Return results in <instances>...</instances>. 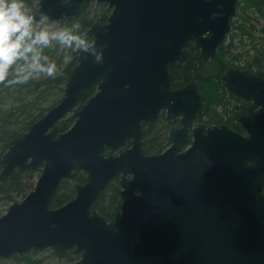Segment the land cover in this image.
<instances>
[{"label":"water","instance_id":"water-1","mask_svg":"<svg viewBox=\"0 0 264 264\" xmlns=\"http://www.w3.org/2000/svg\"><path fill=\"white\" fill-rule=\"evenodd\" d=\"M88 1L113 7L108 24L94 22L83 33L103 48V63L75 52L59 101L1 155L0 180L14 170L41 165L42 171L34 188L0 216V257L50 248L72 249L79 255L74 264H264V76L233 65L221 75L246 134L201 123L190 147L178 152L192 118L203 114L206 96L196 79L171 89L168 73L171 64H186L189 42L201 61L215 55L238 0H38L29 13L55 22L76 15ZM95 84L97 92L85 101ZM161 108L184 116V131L172 130L168 149L145 155L140 121L154 119ZM63 119L73 121L66 130ZM128 138L132 146L114 156ZM77 171L86 173V181L75 184L71 200L52 207L61 181ZM120 173L131 179L120 181L116 225L92 205ZM200 194L217 196V230H208L211 221L204 217L172 223L139 206L155 196L192 202Z\"/></svg>","mask_w":264,"mask_h":264},{"label":"trees","instance_id":"trees-1","mask_svg":"<svg viewBox=\"0 0 264 264\" xmlns=\"http://www.w3.org/2000/svg\"><path fill=\"white\" fill-rule=\"evenodd\" d=\"M24 3L27 8L32 7L30 0H24ZM92 3L98 6V11L90 16L88 7ZM236 7V14L231 21L228 36L218 45L212 58L201 61L198 57V51L194 49L192 42H189L187 45L190 54L186 64L174 63L170 69L171 82L175 87L181 86L191 79L198 81L208 101L203 116H208V120L212 122L226 120L228 123H232L235 118L231 100L221 80V73L227 66L235 65L241 68H249L264 76V1L238 0ZM106 13L107 9L103 3L85 2L76 15L56 22L59 27L79 23L80 34H82L93 23L94 19L104 20ZM244 41L249 46L248 48H243L245 46ZM242 43L243 47L235 51L237 44ZM45 54L58 64L59 71L54 78L30 79L28 83L22 85L0 84V103L4 104V101L7 102L6 99L9 97L13 99V102L7 108L0 109V157L8 149L12 138L26 131L31 123L40 118L59 101L67 78L76 64L75 52L71 49H65L63 52L58 47L45 49ZM68 55L69 60L64 62L65 56ZM8 79H12L11 73ZM54 94H57V96L51 105L46 108L42 107L48 97ZM61 123L64 129L70 125L69 122L64 120ZM165 143H167L166 122L160 120L148 123L145 130V150L147 152L160 150ZM33 172L34 169L28 171L14 170L8 177L0 180V199L5 202L12 201L15 194H22L27 189L31 190L33 188L31 181ZM77 180L83 181L84 175L79 174ZM119 194L120 187L117 180L113 179L106 189L97 196L94 208L105 218H114L118 212ZM73 195V183L63 180L52 197L51 206H60ZM37 252V250L30 249L22 254H13L9 258L14 260L12 264H40L38 260L33 259L31 256ZM51 253L71 260L69 264H74L72 262L73 258L78 257L73 255L72 249L51 251Z\"/></svg>","mask_w":264,"mask_h":264},{"label":"clouds","instance_id":"clouds-1","mask_svg":"<svg viewBox=\"0 0 264 264\" xmlns=\"http://www.w3.org/2000/svg\"><path fill=\"white\" fill-rule=\"evenodd\" d=\"M57 47L103 63V48L89 41L87 34H80L79 23L55 28L44 13L37 21L24 0H0V84L22 85L41 76L54 78L59 67L45 49ZM64 59L67 61V56Z\"/></svg>","mask_w":264,"mask_h":264},{"label":"flooded vegetation","instance_id":"flooded-vegetation-1","mask_svg":"<svg viewBox=\"0 0 264 264\" xmlns=\"http://www.w3.org/2000/svg\"><path fill=\"white\" fill-rule=\"evenodd\" d=\"M88 2H91V1H88ZM94 2H97V1H94ZM100 3H103L105 5V8L107 9L106 17L102 21H99V20L96 19V20L93 21V23L94 22H99L101 24H108L110 22L109 21V16L111 15L113 7H110L107 2H100ZM89 27H87L86 30ZM89 41L92 42V38H89ZM186 47L189 49L188 45H186ZM173 65H174V63L171 64L168 67V73H169V79H170V87H171V89L181 88V87L185 86L190 80L188 82L184 83L181 86H178V87L173 86V84L171 82V77H170V69H171V67ZM230 66H232V65H230ZM233 66H235V65H233ZM227 67H229V66H227ZM236 67H238V66H236ZM239 68H241V67H239ZM244 69H249V68H244ZM221 75H222V73H221ZM198 87H199L200 92L205 94V92L202 91V89L200 88L199 83H198ZM96 92H97V84L93 85L91 87V89L88 91V96L85 99V101H87L89 98L94 96V94ZM205 96H206V94H205ZM229 99L231 100V105H232L231 107L234 109V105L236 103V100L232 99L230 96H229ZM207 102L208 101H207V96H206V106H207ZM76 106H77V104L74 107H76ZM205 110H206V107H205L204 112H203L202 115L194 116L192 118L191 122L188 125V128L186 129V135H187V137L185 138L186 140L184 141V143L182 144V146H181V148L179 149L178 152H183V151H185L186 149H188L190 147V145H191V143L193 141V135H192L193 128L196 127L198 124H201V123H204L206 127H209V126H220V125L224 124V125H226L227 127L231 128L233 130H236V131H238V132H240L242 134H246V131L243 130L241 125L238 123V117H237V115L235 113V110H234L235 118H234L232 123H228L226 120L212 122V121L208 120V116H203L204 113H205ZM72 114H73V112L71 110L69 113L65 114L64 116H71ZM183 117L184 116H182V115L169 116L168 115V109L167 108H161L157 112V114H156L154 119L141 120L140 121V126H141V131H142V139L141 140H142V148H143V151H144L145 155L159 154V153L163 152L164 150L168 149L172 145V141L169 138L171 131L174 130V129H177V131H181V132L184 131L183 123H182ZM63 120L66 121L65 119H63ZM160 120L166 122L167 143H165L164 146L160 150L153 151V152H147L145 150V147H144L146 126H147L148 123H154V122H157V121H160ZM61 121H60V123H61ZM67 122H69L70 125L66 129H68L72 125L73 121H67ZM66 129L63 128L62 130H66ZM131 146H132V138H128V139L125 140V145H121L120 147L116 148L112 152V154L114 156H117L121 152H123L126 149L130 148ZM108 150L109 149H106L104 151L103 154L105 156L107 155ZM30 169H34L32 179L34 178L36 172L38 173V175H37V179H38L40 174H41V171H42V166L40 165V166H37V167H34V168H30ZM30 169H28V170H30ZM28 170H26V171H28ZM81 173L84 175V180L83 181H78L77 180V176L79 174H81ZM123 176H124L125 179H131V174L123 175L122 173H120L118 175H115L111 179V180L116 179L117 183H118V185L120 187L118 212H117V214H116V216L114 218H111V219L105 218L104 215H102L97 209L94 208V203L95 202L92 205V209L96 210L100 215H102L107 222H114L116 225L118 223V220H119V217H120L121 211H122V204H123L122 190H123V187H122L120 181H121ZM37 179H36V181H37ZM63 180L71 181L73 183V188H74L76 183H84L86 181V173L84 171H77V175L74 178H72V179H63ZM109 182H108V184H109ZM107 185H106V187H107ZM34 186H35V184H34ZM106 187L103 190H105ZM260 189H261V187L258 186V190H260ZM135 192H136V194H135V197H136V195H139V194H138L137 190ZM74 196H75V189H74V195L69 200H71ZM160 199L165 200L161 196H155L153 198L152 203H141V204H139V206L145 207L146 209H152L153 213H155V214L162 215V216H168L169 220L172 223H182L184 220H186L188 218L198 219V218H203L204 217V219H205V221L207 223L209 221H211V224H208L209 227H211V229H208V230H217L218 223L220 222V216L219 217L217 216L220 213L219 210H218L219 203L217 201V196L215 198H213L211 195L200 194L199 196L193 197V199H196V201H192V202L191 201H179V202H177V201H175V197L174 196L168 197V202L167 201H161ZM213 200H215V201H213ZM134 204H136V202H134ZM213 213H215V218H213ZM193 222L195 224H197V225L200 224V223H203V222H195V221H193ZM76 256L79 257V255H76Z\"/></svg>","mask_w":264,"mask_h":264},{"label":"rangeland","instance_id":"rangeland-1","mask_svg":"<svg viewBox=\"0 0 264 264\" xmlns=\"http://www.w3.org/2000/svg\"><path fill=\"white\" fill-rule=\"evenodd\" d=\"M32 2V7L30 8H27L28 11H33L35 8H37L38 6V0H30ZM88 10L90 12V16H92L93 14H95L97 11H98V6L95 4V3H92L89 7H88ZM96 20V19H94ZM50 24H52L55 28H59V24L57 22H54V21H51ZM86 30V29H85ZM84 30V31H85ZM83 33V32H82ZM246 42L244 41V47H243V43L238 45L237 44V49L235 51H237L238 49H241L242 47L243 48H248L249 46L247 44H245ZM67 61L69 60V55L67 56ZM64 62L65 59H64ZM241 62V61H240ZM41 77H44V76H41ZM39 77V78H41ZM39 78H35L34 80H37ZM11 88H13V86H11ZM57 96V94L55 95H52L50 97H48L47 101H45L43 104H42V107H47L48 105H51V103L54 101V98ZM6 100H8L7 102L4 101V104H1L0 103V109H5L8 107V105L10 103L13 102V99L12 97H9L7 98ZM37 175L38 173L36 172L34 178L31 180L32 183H33V187H34V184L36 182V179H37ZM32 190V189H31ZM29 189H27L26 191H24L22 194H15L13 196V200L12 201H3V199H0V216L5 213V211L7 210L8 206L13 203L14 201H20L24 198V196L29 192L31 191ZM26 193L24 196L23 194ZM38 252L35 253V254H32V258L35 259V260H38L40 262V264H69V261L71 260H68L67 258L65 257H59V256H56L54 254L51 253V250L50 248H47V249H44V250H37ZM74 255V254H73ZM79 257H76V258H73L72 262L74 263ZM13 259L11 258H1L0 257V264H12L13 263Z\"/></svg>","mask_w":264,"mask_h":264}]
</instances>
